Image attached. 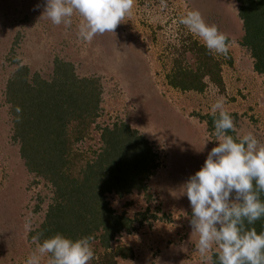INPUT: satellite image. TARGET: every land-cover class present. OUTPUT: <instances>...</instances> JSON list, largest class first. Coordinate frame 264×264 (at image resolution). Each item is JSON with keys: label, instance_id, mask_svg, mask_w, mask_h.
Masks as SVG:
<instances>
[{"label": "rangeland", "instance_id": "374dc122", "mask_svg": "<svg viewBox=\"0 0 264 264\" xmlns=\"http://www.w3.org/2000/svg\"><path fill=\"white\" fill-rule=\"evenodd\" d=\"M136 0L133 12L114 33L97 35L93 41L77 38L81 18L72 26L53 25L42 17L43 0H0V264H25L40 229L55 202L54 187L30 172L15 138L7 85L18 67L50 80L55 62L74 66L80 78L96 80L101 104L88 137L75 141L73 151L83 165L104 150L103 131L123 124L143 138L159 164L145 191L123 197L106 195L118 215L133 220L131 231L118 235L111 245L130 247L134 257L118 258L116 264H213L215 248L202 257L195 250L198 235L190 243L191 207L181 190L203 166L207 154L218 146L208 116L220 96L234 118L236 131H253L264 142V75L255 71L251 53L241 45L245 35L238 0ZM39 5V9H37ZM198 10L232 41L228 54H213L221 64L222 87L210 82L203 93L172 88L168 75L181 51L192 42L204 45L178 20ZM188 53L184 65L193 67ZM145 216V217H144ZM32 221L26 231L25 221ZM91 264H104V249L93 243ZM42 264H47V257Z\"/></svg>", "mask_w": 264, "mask_h": 264}, {"label": "trees", "instance_id": "16d2710c", "mask_svg": "<svg viewBox=\"0 0 264 264\" xmlns=\"http://www.w3.org/2000/svg\"><path fill=\"white\" fill-rule=\"evenodd\" d=\"M238 2L245 31L241 45L251 53L255 71L264 75V0ZM188 53L196 59L193 67L184 65ZM167 79L172 88L182 92L203 93L210 82L223 86L220 62L198 42L181 51ZM7 99L15 138L29 171L50 183L56 195L44 223L33 235L40 232L48 238L62 233L72 239L91 235L104 249V264L134 257L130 247L111 250L114 239L129 233L134 221L116 214L106 195L123 197L146 190L147 181L159 166L148 143L126 124L106 129L103 152L96 161L83 165L82 155L73 151V144L88 137L96 122L100 85L96 80L80 78L67 62H55L50 80L37 73L31 76L27 67H18L8 82ZM214 117L205 119L209 130H213ZM253 227L264 231V219ZM215 259L216 254L213 264Z\"/></svg>", "mask_w": 264, "mask_h": 264}, {"label": "clouds", "instance_id": "9594fccd", "mask_svg": "<svg viewBox=\"0 0 264 264\" xmlns=\"http://www.w3.org/2000/svg\"><path fill=\"white\" fill-rule=\"evenodd\" d=\"M43 3L42 17L53 25L69 28L73 16L78 15L77 38L91 42L97 35L114 33L132 14L136 0ZM161 7H167L166 0H161ZM178 22L199 37L210 54H228L232 41L217 25L207 23L200 11L190 10ZM225 104L220 96L211 107L213 113H218L213 119L218 146L208 152L203 166L181 188L192 210L189 242L193 234L198 235L195 250L202 257L215 248V264H264V231L257 232L253 227L264 219V142L253 131L237 132ZM24 228L32 230L30 219L26 218ZM32 243L35 247L25 264H42L45 257L47 264H91L95 257L91 235L72 239L56 233L43 238V233L37 232ZM154 264H160L159 259Z\"/></svg>", "mask_w": 264, "mask_h": 264}]
</instances>
